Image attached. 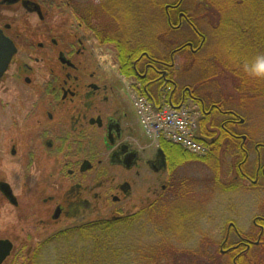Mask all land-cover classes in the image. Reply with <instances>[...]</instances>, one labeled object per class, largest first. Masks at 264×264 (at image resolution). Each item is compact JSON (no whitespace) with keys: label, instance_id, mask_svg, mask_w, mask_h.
I'll list each match as a JSON object with an SVG mask.
<instances>
[{"label":"flooded vegetation","instance_id":"af4514ba","mask_svg":"<svg viewBox=\"0 0 264 264\" xmlns=\"http://www.w3.org/2000/svg\"><path fill=\"white\" fill-rule=\"evenodd\" d=\"M1 1L0 6L19 4L41 22L49 17L40 0L32 1L39 4L42 15L25 8L23 0L11 4ZM166 8L168 12L170 8L177 12L179 24L187 19L177 5ZM77 23L76 27L75 24L67 26L70 33L67 37L45 29L36 43L31 42L37 34L35 28L19 30L8 23L0 26L16 46V52L0 78V129L8 128L12 134L9 136L11 155L19 154L18 147H26L28 187L31 193L40 196L41 209L46 215L41 219L44 226L63 217L75 220L74 225L90 222L97 217L96 202L100 198L105 201L109 195L116 202L120 200V194L128 200L135 186L134 175H124L122 181H115L117 176L112 175V168L120 167L127 173L135 171V176L139 177L141 163L152 169V161H157V155L155 153L151 160H146L134 146L139 132L127 95L131 98V95L145 93L151 97V88L161 78L168 80L169 69L174 65L173 52L170 61L157 65L153 61H140L141 55L133 60L132 80L125 81L111 69L103 68L90 40L95 38L99 45L112 43L102 44L91 29L81 21ZM119 69L124 70L120 64ZM170 93L175 103L190 101L198 106L202 137L214 141L216 131L219 134L220 128L224 127V123L218 124L215 120L216 115L223 113L218 104L208 102L188 85L175 83ZM131 105L136 114L132 98ZM132 151L137 152V158L132 166H127L123 161H129L127 158ZM119 160L121 163H117ZM172 161L166 158L164 168L152 170L155 173L168 171L172 169L168 166ZM239 168L244 173L241 163ZM261 174L264 177V164L259 157L252 180L257 183ZM139 182L142 180H136V186ZM1 183L8 184L16 202L8 199L0 186L1 193L17 206L18 199L10 183L5 180ZM157 186L152 193L159 198L167 183ZM127 205L113 216L133 210L134 206L128 208ZM0 239L9 240L13 248L10 237L0 235ZM11 252L12 249L0 264H5Z\"/></svg>","mask_w":264,"mask_h":264},{"label":"rangeland","instance_id":"374dc122","mask_svg":"<svg viewBox=\"0 0 264 264\" xmlns=\"http://www.w3.org/2000/svg\"><path fill=\"white\" fill-rule=\"evenodd\" d=\"M40 1L49 13V17L44 22L39 21L36 15L27 13L19 4H14L12 6H0V26L8 23L19 30L24 28L37 29V34L31 39L32 43H36L41 38L40 34L45 29H51L55 35L67 37L70 34L67 32V26L75 24L76 27L78 26L77 21H81L78 10L91 8V5L96 7V5H102L103 2L102 0ZM129 1L131 2L123 6L125 11H120L122 32L137 36L135 42L138 45L148 46L154 52L165 53L169 56L168 52L166 53L165 45L157 40L159 34L168 32V27L165 24V8L161 5L162 2L167 0ZM94 11L92 12L94 13ZM105 19L109 24L113 17L111 19L107 16ZM102 21L105 22V20L98 18L92 19L91 24L96 27L102 24ZM203 25L207 30L209 29L212 38L210 42L213 43L208 52L220 51L225 37L223 36L224 30L222 28L210 29L206 23ZM90 42L95 45L98 57H100L99 62L103 64V68L111 69L125 81L132 80L133 74L130 70L119 69L114 44L99 45L95 38H91ZM174 61L172 70L175 80H179L178 71H180L182 79L186 80L185 82L181 81V84L190 85L195 83L196 85L201 82L204 75L200 68H195L196 66L188 68L185 65L187 59L180 55H176ZM217 79L218 82L213 84L212 87L207 89L206 86H203V89H207L209 93L210 91L212 94L215 93V98H218L219 95L226 97L228 94L232 96L237 94L233 79L229 74H219ZM27 88L29 89V87ZM199 91L203 92L202 89ZM127 100L131 106L130 111H132L139 132L137 142H134V140L132 142L143 153L144 159L151 160L156 153V145L145 137L143 128L132 108L130 95H127ZM247 112L249 114L242 112L243 121L240 122L243 123L242 129L239 125H236V128L241 130V135L250 136L249 140H243L240 137L241 140L238 142L245 143V147L249 151L247 166L249 170L254 172L258 163V151L262 165L264 164V147L262 148V144H264V100L251 103L247 108ZM228 118L229 115L224 113L215 116L218 124ZM7 129H0V181L5 180L10 183L18 199V205L15 206L10 203L0 191V235L10 237L14 245L5 264H25L38 248L39 259L49 263L56 257V250L51 244L43 249H40V245L58 231L75 226L73 224L75 220L63 217L60 221L47 224V226L41 223V219H44L46 215L41 209L40 196L31 193V189L28 187L26 147H18L19 154L17 156L11 155L9 136L12 134ZM173 154H166V158L172 161L175 158ZM184 154L186 153H181V156ZM218 157V161L217 158L212 159L214 163L207 158L204 159V162L188 161L183 166H179L183 161L178 163L174 160L168 165L169 167L172 166V169L162 171V173H155L147 164L141 163L139 177L135 176V171L127 173L120 167H113L112 175L117 176L115 181H122L124 179L122 176L125 175L124 177H126L133 174L135 186L137 185L136 180L139 179L142 182H139L138 186H134L128 200H125L121 194L118 202L113 201L110 195L105 197V201L100 198L96 202L95 215L113 216L114 212L124 209L126 204H128V208L136 206L131 211L142 207L146 208L156 198L152 193L155 187L168 183L170 172L172 170L174 172V168L179 166L176 170L177 174L179 172V179L184 178L187 180L184 182L188 183L182 189L186 197H182L170 205H163L160 208L161 221L155 219L152 213L149 216L150 211L145 210L143 217L138 222L140 224L138 225L139 228L137 231L135 229V233L129 235L133 237L137 235L141 241L147 242L148 240L152 242L160 238L158 234L163 225V228L167 230L166 227L169 224L174 226L181 224V235L178 234L177 236L175 235L176 232L167 231V233L170 232L172 243L201 253L202 251H209L210 245L208 247V244L215 242L216 245L210 251L216 252L220 248L227 231L230 235L231 244L239 241L240 238L236 233V229L229 225L233 222L243 235L252 236L256 240L259 231L254 224V219L257 216H264V187H254L250 180L244 178L238 180L236 178L237 175H240L239 162L244 158L237 148L225 146L219 152ZM232 183L236 184L233 188H225V186ZM259 184L264 185L262 174L259 178ZM113 194L117 195L115 192ZM150 218L151 220H149ZM158 222L162 226L161 224L158 225ZM202 260L205 261V258L202 257Z\"/></svg>","mask_w":264,"mask_h":264},{"label":"trees","instance_id":"16d2710c","mask_svg":"<svg viewBox=\"0 0 264 264\" xmlns=\"http://www.w3.org/2000/svg\"><path fill=\"white\" fill-rule=\"evenodd\" d=\"M102 1V5H96V7L91 5V8L78 10L79 18L85 27L92 28L91 31L102 44L112 43L115 45L116 58L124 70H130L133 73V60L140 58L141 55L143 56L140 61H153L156 65L157 63L163 64L162 61H170L172 52L174 60L176 55L183 56L187 59L185 65L188 68L196 66L195 68H200L204 75L200 83L188 84V86H191L197 95L208 102L217 103L218 108L223 110L224 114L229 115L228 119L221 122V124L224 123V127H221L219 134L216 131L217 135L214 137V141L204 139L210 148V151L204 155L190 153L179 145L163 140L161 146L165 152L168 155L174 153L173 160L178 163L183 161L182 164L188 161L204 162V159L207 158L213 162V158H217L218 161V155L222 148L225 146L235 147L244 156L239 162L242 164L244 173L238 166L240 175H237L236 178L238 180L240 178L248 179L254 187H264L259 184V181L255 183L252 180L255 171L249 170L247 166L249 151L244 142L243 144L238 142L245 135H241V130L236 128V125L239 127L243 125L240 123L243 119L242 112L248 113L247 108L251 103L264 100V77H254L245 71V64L252 63L256 56L264 54V0H167L162 2L161 5L165 8V24L168 27V32L159 34L157 40L165 45L166 53L168 52L169 56L165 53L154 52L148 46L138 45L135 42L137 36L122 32L120 11L124 12L123 6L131 1ZM167 5H177L178 9L185 13L187 19H183L179 24L177 12L171 8L168 12ZM107 16L111 19L113 17L109 24L105 19ZM97 18L105 20V22L102 21V24L94 27L91 20ZM204 23L209 25L210 29L222 28L224 30L225 33L222 32L225 37L220 51L208 52L213 43L210 42L212 38L209 29L204 27ZM172 68L168 73L170 80L161 78L159 83L151 88L152 96L161 99L163 95H166L163 90L165 82L171 83L173 86L175 83L180 86L187 85L181 84V81L185 82L186 80L182 79L180 71H178L179 80H175ZM219 74L230 75L237 94L233 96L228 94L226 97L219 95L218 98H215V93L212 94L211 91V94L209 93L208 87L210 88L218 82ZM203 86H206L207 89H203ZM201 89L203 92L199 91ZM245 138L249 140L250 136L246 135ZM263 147L264 144H262ZM181 153L186 154L182 157ZM193 154L195 155L193 156ZM259 157L258 151V159ZM177 168L174 169V172L173 170L170 172L167 187L160 197L155 198L146 208H138L117 217L97 216L90 222L62 229L40 245V249L49 244L54 246L57 254L51 262L47 263L39 259L38 248L25 264H264V216H257L254 219V224L259 231L256 240L252 236L243 235L233 222L229 223L236 229L240 239L231 244L227 231L216 252L210 251L216 245L215 242L208 244V247L210 245L209 251L201 253L172 243L170 232L167 233V231L171 230L176 232L175 235H181V224L178 226L169 224L166 227L167 230L163 228V225L161 230L158 229L160 238L152 242L141 241L137 235L135 237L129 235L135 233L139 228L138 222L143 217L145 210L150 211L149 216L152 213L155 219L161 221L160 208L163 205H170L180 198L186 197L182 189L188 183L184 182L187 181L184 178V180L179 179V172L176 173ZM234 183L225 186V188H233L236 185ZM160 224L158 222V225ZM202 257L205 258V261L202 260Z\"/></svg>","mask_w":264,"mask_h":264},{"label":"built area","instance_id":"2783aa9c","mask_svg":"<svg viewBox=\"0 0 264 264\" xmlns=\"http://www.w3.org/2000/svg\"><path fill=\"white\" fill-rule=\"evenodd\" d=\"M134 104L147 136L158 143L166 139L194 151L203 152L205 146L196 139V113L188 107H157L144 96H136Z\"/></svg>","mask_w":264,"mask_h":264},{"label":"water","instance_id":"95a60500","mask_svg":"<svg viewBox=\"0 0 264 264\" xmlns=\"http://www.w3.org/2000/svg\"><path fill=\"white\" fill-rule=\"evenodd\" d=\"M19 0H2L1 3L7 2L8 4L18 2ZM25 8H27L30 11H38L40 15L41 9L37 2H34L32 0H23L22 1ZM16 52V46L12 39H10L8 36L5 35L3 29L0 27V78L8 68V65L12 59V56ZM117 150L113 152L112 156L115 157L117 154ZM137 158V152L132 151L129 157L125 161H123L124 164L127 166H132V164L135 162ZM159 161V162H158ZM113 162H116L113 160ZM117 163H121V161H117ZM154 163L152 165V169L155 171H160L162 168L165 167L166 163V156L162 149H159L157 152V161H152ZM0 186L2 187L5 195L8 199H10L13 203L16 202L14 195L12 194L9 186L7 183H1ZM12 249V243L9 240H3L0 239V263L3 261V259L10 253V250Z\"/></svg>","mask_w":264,"mask_h":264},{"label":"clouds","instance_id":"9594fccd","mask_svg":"<svg viewBox=\"0 0 264 264\" xmlns=\"http://www.w3.org/2000/svg\"><path fill=\"white\" fill-rule=\"evenodd\" d=\"M245 71L254 77H264V54L255 57L250 64H245Z\"/></svg>","mask_w":264,"mask_h":264}]
</instances>
